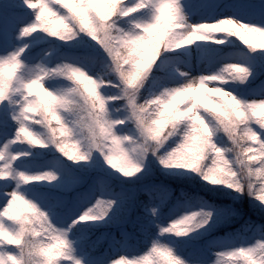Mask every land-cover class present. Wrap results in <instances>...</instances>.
<instances>
[{
    "label": "snow or ice",
    "instance_id": "6c2138e0",
    "mask_svg": "<svg viewBox=\"0 0 264 264\" xmlns=\"http://www.w3.org/2000/svg\"><path fill=\"white\" fill-rule=\"evenodd\" d=\"M188 49L198 54L187 70L169 71ZM161 88L163 98L148 95ZM125 100L127 117L110 119ZM73 107L93 141L79 155L65 152ZM133 122L160 151L115 170L111 153L127 159ZM181 150L192 152L187 164ZM157 229L186 264L210 253L254 264L264 249V0H0V264H105L142 251Z\"/></svg>",
    "mask_w": 264,
    "mask_h": 264
},
{
    "label": "clouds",
    "instance_id": "9594fccd",
    "mask_svg": "<svg viewBox=\"0 0 264 264\" xmlns=\"http://www.w3.org/2000/svg\"><path fill=\"white\" fill-rule=\"evenodd\" d=\"M224 0H185V4H192V5H198V4H209V3H223ZM237 7H241L242 5L237 3H232ZM51 25H46V27H50ZM184 32H181L177 35H184ZM198 53L193 49L188 50H181L180 52L174 53L175 59L172 60L171 65L169 66V71H171L173 68L177 72H184L186 71V65L189 63V60L191 57L197 55ZM125 72L132 71L130 67H126L124 69ZM25 78L30 76V73H24L23 74ZM112 73L109 71H105L102 73H97V79L100 80H107L111 77ZM49 83L56 86L58 90H68L74 87L70 82L59 80V79H53L49 81ZM181 83L187 84V83H195V79L192 77H189L187 80L182 81ZM90 85L89 81H83L81 83V87L87 89V87ZM235 87H239V85H234ZM110 89H106L105 92H110ZM118 91L121 93V95H124L126 92V89L121 88L118 89ZM165 89H155L152 90L148 95H155L158 97L163 98V92ZM70 99L73 101V104L79 103V97L77 95H73L70 97ZM134 103L137 104L138 107L144 106V101L141 99L140 95L137 94L134 100ZM157 114V107L155 104H150L147 107H144V111L140 113L144 125L148 126L152 123L153 120L156 119ZM79 113L76 111V108L73 107L71 111L65 114V119L68 120L70 123L67 125L68 127L72 128V135L70 138H68L66 142L65 152H76L77 155H79L82 152H87L90 149V146L92 144V138L90 136V133L86 127L83 125L80 126H74L75 121L79 120ZM109 118H119L121 116L127 117L128 115V109H127V100L123 101L122 103L113 106L109 110ZM84 124H87V121L83 122ZM132 132L133 136H129L127 132L122 133L123 136H125L127 139H135L134 143H124L121 147L124 149V151L127 153V159H121L118 152H112V158L116 164L115 170L120 169H127L129 166V162L137 163L140 165H143L149 156H152L154 153L160 151V146L157 144L147 141L146 138L138 131H136V125L135 122L132 123ZM217 140L223 139L222 134L218 133L215 137ZM59 142V141H58ZM97 144L103 143L98 137L95 141ZM242 148V145L240 146H229V150L235 154ZM143 150V159L140 158V150ZM178 163L180 164H187L191 158H192V152L181 150L178 153ZM139 170V169H138ZM239 181L242 186L245 188L249 184L250 180L247 176V173L244 171V169H239ZM215 174V173H214ZM133 175L135 176L136 173L134 172ZM196 179L197 177H193ZM149 220H154L153 217L149 214L148 216ZM181 226L177 225V230H180ZM173 239L172 237H168L165 239L160 234V231L157 229L152 236V238L147 242V244L144 246L142 251L136 252V253H129L127 251L125 252H117L115 255H109L106 260L105 264H173V261L176 262V264H186L185 260L180 257L176 249L174 247L173 243H169L168 241ZM255 246V241H253L252 245ZM154 248H167L171 250L172 256L166 257L162 252L154 251ZM81 264H86L84 257H78ZM217 256L213 253L209 254L208 258V264H217ZM222 264H228L227 260H223ZM231 264H233V261H231ZM234 264H241V261L238 259L235 260ZM254 264H264V249H260L255 257Z\"/></svg>",
    "mask_w": 264,
    "mask_h": 264
},
{
    "label": "trees",
    "instance_id": "16d2710c",
    "mask_svg": "<svg viewBox=\"0 0 264 264\" xmlns=\"http://www.w3.org/2000/svg\"><path fill=\"white\" fill-rule=\"evenodd\" d=\"M230 2H231V3H237V4H240V5H242L241 7H243V6H247V5H249V4L253 3V2H258V0H230ZM246 39L249 41V43H255V42H257V41H256V38H255V37H252V36H248ZM204 163L207 164L208 161L206 160ZM196 183H197V184L200 183L199 180H198V178H196ZM206 198H207V197H206ZM210 202H211V201H210ZM235 260H236V259L233 258V264H234ZM241 264H242V262H241Z\"/></svg>",
    "mask_w": 264,
    "mask_h": 264
},
{
    "label": "rangeland",
    "instance_id": "374dc122",
    "mask_svg": "<svg viewBox=\"0 0 264 264\" xmlns=\"http://www.w3.org/2000/svg\"><path fill=\"white\" fill-rule=\"evenodd\" d=\"M247 37H248V36H247ZM247 37H246V38H247Z\"/></svg>",
    "mask_w": 264,
    "mask_h": 264
}]
</instances>
